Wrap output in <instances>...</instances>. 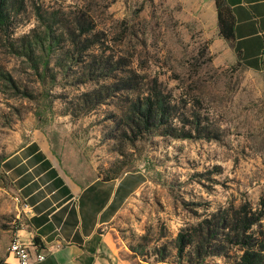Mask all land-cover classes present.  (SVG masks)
<instances>
[{"label": "rangeland", "instance_id": "obj_1", "mask_svg": "<svg viewBox=\"0 0 264 264\" xmlns=\"http://www.w3.org/2000/svg\"><path fill=\"white\" fill-rule=\"evenodd\" d=\"M23 1L10 36L0 31V75L12 77L29 96L16 95L0 76V159L38 127L61 142L71 160L77 152L102 178L126 180L124 193L131 194L115 227L128 248L146 246L137 258L129 249L134 264H178V234L227 209L256 213L254 219L261 220L251 233L264 234V72L247 69L229 53L207 17L206 0ZM34 4L88 16L92 47L82 60L90 65L93 55L109 59L113 65L106 77L79 84L84 64L64 73L56 68L63 54L58 50L51 61L57 81L38 82L17 54L20 39L41 30ZM131 71L144 85L158 82L176 107L174 114L186 113L192 122L189 116L199 115L198 131L188 139L164 128L134 142L124 136L120 116L136 95L119 79ZM92 91L98 95L94 101L85 95ZM9 223L0 215V250L13 238ZM222 244L212 242L202 264H232L241 256Z\"/></svg>", "mask_w": 264, "mask_h": 264}, {"label": "crops", "instance_id": "obj_2", "mask_svg": "<svg viewBox=\"0 0 264 264\" xmlns=\"http://www.w3.org/2000/svg\"><path fill=\"white\" fill-rule=\"evenodd\" d=\"M206 2L207 17L220 33L216 0ZM226 4L233 38L222 37L225 47L247 69L264 72V0ZM74 154L71 160L61 142L32 129L28 141L0 162V215L14 225L13 236L46 256L36 264H134L115 227L131 194L124 193L126 180L103 181L84 156ZM7 245L0 264H19Z\"/></svg>", "mask_w": 264, "mask_h": 264}, {"label": "trees", "instance_id": "obj_3", "mask_svg": "<svg viewBox=\"0 0 264 264\" xmlns=\"http://www.w3.org/2000/svg\"><path fill=\"white\" fill-rule=\"evenodd\" d=\"M216 5L220 35L229 41L233 38V16L226 0H216ZM33 7L41 30L35 29L22 37L17 54L27 60L42 86H46L49 82L54 84L57 81V71L54 67L51 68V61L58 50H63V54L58 62L56 61V68L64 73L80 63L84 64L79 84L85 85L88 82H95L94 78L106 77L107 69L110 68V64L113 65L109 59L93 55L90 65L82 60L85 59L82 54L91 50L92 44H89L91 34L94 32V26L92 22L89 23L90 19L86 14L65 12L60 9L47 11L38 4H34ZM24 8L23 0H0V31L6 32V36H10L9 28L15 16ZM10 45L15 48V44ZM123 73L119 81L124 83V90L136 95L135 99L129 98L128 106L120 116L124 129L123 135L132 137L130 141L134 142L144 134L161 128H164L168 135H172L175 131L174 135L188 139L192 137L193 131H198L201 127L199 115L189 116L195 119L192 122L186 113L179 116L173 113L176 107L172 105L170 96L165 94L158 82L153 81L151 84L144 85L134 72ZM2 78L8 80V87L13 89L16 95L29 96L18 87L12 77L2 76ZM85 95L92 97L91 101L98 96L96 91ZM175 121L190 125L191 129L189 131H186L185 127L174 129V126H177ZM4 159L5 157H2L0 162ZM102 180L111 181L116 178L103 177ZM256 216V213H251L245 207L227 209L212 219L202 221L193 230L181 231L175 240V249L180 261L177 263L182 264L181 260L187 259L188 264H202L211 254L212 242L220 239L223 248L230 245L242 251L241 256L232 264H264V234L255 236L251 233L253 226L261 220V218L254 219ZM139 240L145 241L147 237L141 236ZM129 249L137 258L143 254L142 251H145L146 246L140 243L137 247L130 245ZM163 260L160 262H164Z\"/></svg>", "mask_w": 264, "mask_h": 264}, {"label": "built area", "instance_id": "obj_4", "mask_svg": "<svg viewBox=\"0 0 264 264\" xmlns=\"http://www.w3.org/2000/svg\"><path fill=\"white\" fill-rule=\"evenodd\" d=\"M16 202L22 203L24 209H28V205L24 203L21 198L17 197ZM9 252L12 253L18 260L19 264H36L46 260V256L35 248L33 250L17 235H14L10 246Z\"/></svg>", "mask_w": 264, "mask_h": 264}]
</instances>
